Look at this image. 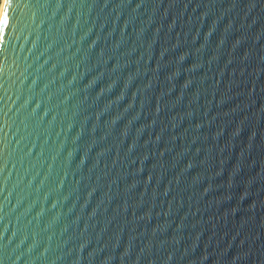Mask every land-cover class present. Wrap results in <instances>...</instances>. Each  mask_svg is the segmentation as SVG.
<instances>
[{"label":"water","instance_id":"1","mask_svg":"<svg viewBox=\"0 0 264 264\" xmlns=\"http://www.w3.org/2000/svg\"><path fill=\"white\" fill-rule=\"evenodd\" d=\"M0 264H264V0H1Z\"/></svg>","mask_w":264,"mask_h":264},{"label":"trees","instance_id":"2","mask_svg":"<svg viewBox=\"0 0 264 264\" xmlns=\"http://www.w3.org/2000/svg\"><path fill=\"white\" fill-rule=\"evenodd\" d=\"M0 4H1V0H0Z\"/></svg>","mask_w":264,"mask_h":264}]
</instances>
